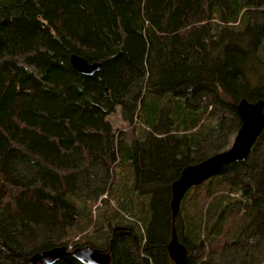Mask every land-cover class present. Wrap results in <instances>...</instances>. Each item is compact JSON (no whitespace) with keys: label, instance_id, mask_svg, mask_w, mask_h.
<instances>
[{"label":"trees","instance_id":"obj_1","mask_svg":"<svg viewBox=\"0 0 264 264\" xmlns=\"http://www.w3.org/2000/svg\"><path fill=\"white\" fill-rule=\"evenodd\" d=\"M263 47L264 0H0V264L98 227L87 244L110 264H173L175 231L186 264H264V130L171 212L182 170L230 149L238 104L264 100ZM119 179L130 219L110 214Z\"/></svg>","mask_w":264,"mask_h":264},{"label":"water","instance_id":"obj_2","mask_svg":"<svg viewBox=\"0 0 264 264\" xmlns=\"http://www.w3.org/2000/svg\"><path fill=\"white\" fill-rule=\"evenodd\" d=\"M69 65L77 73L85 76H93L101 68V63L91 64L78 55L71 56ZM237 111L242 125L231 148L198 165L186 167L179 179L173 183L171 201L173 219L178 215L182 198L186 196L188 190L214 178L229 165L245 162L251 153L264 130V100L257 103L242 100L237 106ZM166 250L174 264H186L189 251L179 241L176 231L173 232ZM66 257H73L82 264H110L112 261L110 253L87 246L72 252L66 247H61L38 253L31 258L30 264H58Z\"/></svg>","mask_w":264,"mask_h":264},{"label":"rangeland","instance_id":"obj_3","mask_svg":"<svg viewBox=\"0 0 264 264\" xmlns=\"http://www.w3.org/2000/svg\"><path fill=\"white\" fill-rule=\"evenodd\" d=\"M263 8V6H261V8L260 9H262ZM252 15L253 16H255L256 18H259V17H261V16H263V15H260V14H257V13H255V12H253L252 13ZM263 21V20H262ZM259 23L261 24V20L259 21ZM262 49V48H261ZM260 57H264V47H263V50L261 51V53H260ZM263 75H264V72H263ZM249 79H250V82H251V85H252V87L253 88H255V87H258L259 86V77L258 76H256L255 74H250L249 75ZM115 125H116V128H118V129H122V128H124V123L123 122H121L120 121V119H118V117L115 119ZM120 169H118V170H116V168H115V170L113 171V173H114V176L115 177H120L119 175H118V171H119ZM117 177V178H118ZM119 181V182H118ZM118 181H116L115 180V184H114V186L113 187H115L114 188V192H115V195H114V192H113V194H112V196L110 197L111 198V209H110V214H111V212L113 211V213H119V214H124V217L126 216L128 219H130V218H132V215L130 214V213H128V212H124V211H122V210H120L119 209V203L117 202V199H119L120 198V201L119 202H122V203H128L129 201V190H127L128 188H125L123 185H122V183H120L121 182V179H119ZM173 186V185H172ZM114 195V196H113ZM107 196L108 195H105L104 196V199H106L107 198ZM109 197V196H108ZM119 197V198H118ZM136 200V202H141L143 199H135ZM148 201V200H147ZM146 201V199L144 200V203L143 202H141L142 204H144V209H146V207H145V205H146V203L145 202H147ZM192 202H193V199H192ZM106 211V208L104 207V205H102V204H97V205H95V206H93V208H92V213H93V216H94V219H98V218H101V216H102V214H104V212ZM133 215L134 214H137V213H132ZM135 220H136V218H135ZM97 229H101V227H98V228H96V230H94L93 232H91L89 235H87V237H85L84 239H83V242H84V244H85V246L84 247H86V246H88V242H94L93 241V239L95 238V234H94V232L95 231H97ZM98 235H101V236H99L100 238H103L102 236H106L107 235V231H106V229H103V230H101L100 231V233L98 234ZM183 236H187V233H186V230L183 232ZM77 240H79V238H77L75 241H77ZM184 245V244H183ZM71 249H73V247H70ZM31 260V259H30ZM174 264V263H173Z\"/></svg>","mask_w":264,"mask_h":264},{"label":"bare ground","instance_id":"obj_4","mask_svg":"<svg viewBox=\"0 0 264 264\" xmlns=\"http://www.w3.org/2000/svg\"><path fill=\"white\" fill-rule=\"evenodd\" d=\"M74 71H75V70H74ZM75 72H76V71H75ZM80 75H81V74H80ZM84 76H85V75H84ZM260 101H261V100H260ZM258 102H259V101H258ZM254 103H255V102H254ZM256 103H257V102H256ZM241 123H242V122H241ZM213 157H214V156H213ZM213 157H211V158H213ZM211 158H209V159H211ZM209 159H207V160H209ZM207 160H205V161H207ZM197 165H198V164H197ZM183 170H184V169H183ZM183 170H182V172H183ZM182 172H181V174H182ZM179 177H180V176H179ZM171 203H172V202H171ZM171 209H172V206H171ZM171 212H172V214H173L174 211L172 210ZM178 214H179V213H178ZM177 216H178V215H177ZM177 216H176V217H177ZM175 220H176V218L173 219V224H174V221H175ZM174 230H175V229H174ZM86 247H87V246H86ZM60 248H61V247H60ZM83 248H84V247H83ZM92 248H93V247H92ZM55 249H56V248H55ZM76 249H80V248H76ZM76 249H75V250H76ZM94 249H95V248H94ZM67 250L70 251V252L75 251L74 249H71V248H67ZM98 250H99V249H98ZM41 253H42V252H41ZM62 261H63V260H62ZM78 262L81 263L80 261H78ZM81 264H82V263H81Z\"/></svg>","mask_w":264,"mask_h":264}]
</instances>
